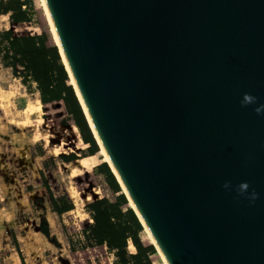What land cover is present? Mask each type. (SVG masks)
Segmentation results:
<instances>
[{
	"label": "water",
	"instance_id": "obj_1",
	"mask_svg": "<svg viewBox=\"0 0 264 264\" xmlns=\"http://www.w3.org/2000/svg\"><path fill=\"white\" fill-rule=\"evenodd\" d=\"M44 2L163 264H264V0Z\"/></svg>",
	"mask_w": 264,
	"mask_h": 264
},
{
	"label": "rangeland",
	"instance_id": "obj_2",
	"mask_svg": "<svg viewBox=\"0 0 264 264\" xmlns=\"http://www.w3.org/2000/svg\"><path fill=\"white\" fill-rule=\"evenodd\" d=\"M23 2L28 21L10 24L6 14H1L0 20H6V27L11 28L16 35L45 33L48 41L53 42L41 0ZM28 106L37 108V111L28 113ZM59 114L56 105L47 104L43 107L34 82L24 86L13 78L11 70L3 66L0 55V121L10 122L12 128H32L38 136L29 162L14 166L11 171L15 178L11 180L26 193L24 200L27 206H23L13 217L18 228L14 235L18 239L13 236L12 241L10 236L7 237L0 230V264H112L113 256L107 252L98 248L81 249L82 244L86 243L81 234L82 229L91 222L85 204L100 197L114 200L116 196L103 174L94 172L93 186L83 182L91 178L88 173L94 171L98 164L107 161L99 147L96 154L81 156V153L86 152L87 145L81 140L77 128L72 124L51 123V118ZM70 153L78 157L70 161L60 158L62 154ZM44 183L55 198L70 200L73 208L61 214L54 212ZM76 183H81V189L78 190ZM73 186L76 192L71 197L69 188ZM128 205L132 207L130 202ZM5 206V202L0 199V207ZM44 225L47 226L48 236L42 235L41 228ZM139 236L144 244L152 245L144 226ZM71 241L75 248L73 253L69 248ZM153 247L154 264H163L161 255ZM127 248L129 252H134L130 242Z\"/></svg>",
	"mask_w": 264,
	"mask_h": 264
},
{
	"label": "trees",
	"instance_id": "obj_3",
	"mask_svg": "<svg viewBox=\"0 0 264 264\" xmlns=\"http://www.w3.org/2000/svg\"><path fill=\"white\" fill-rule=\"evenodd\" d=\"M24 5L23 0H0V14H9L12 22L28 21ZM0 55L3 66L10 68L13 77L18 78L24 86L31 82L36 84L43 107L47 104L57 106L60 114L51 118L52 124H72L77 128L81 140L87 145L86 152L81 153V156L96 154L98 145L69 84L70 79L54 41H48L45 33L15 35L9 29L3 30L0 31ZM77 157L75 153L60 156L63 161ZM94 172L104 175L106 183L116 196L114 200L100 197L85 204L84 208L91 222L82 229L81 234L86 243L82 244L81 249L98 248L107 252L113 256L112 264H154L152 255L155 249L151 244L142 242L139 232L143 226L128 205L108 165L105 162L98 164L94 171L88 173L91 178L83 182L93 186ZM76 187L81 189V183H76ZM50 199L52 209L57 214L73 208L70 200H59L51 194ZM41 232L48 236L46 225L41 228ZM128 242L133 246L134 252H129ZM69 248L70 252L75 251L72 241Z\"/></svg>",
	"mask_w": 264,
	"mask_h": 264
},
{
	"label": "crops",
	"instance_id": "obj_4",
	"mask_svg": "<svg viewBox=\"0 0 264 264\" xmlns=\"http://www.w3.org/2000/svg\"><path fill=\"white\" fill-rule=\"evenodd\" d=\"M6 15H8V23L11 24L12 21L9 19V14L6 13ZM7 29L14 33L11 28L6 27V20H0V31ZM9 125L10 122L8 121H0V199L6 204L5 207H0V215H5L0 217V230L2 229L7 237L10 236L13 241V236L16 238L14 234H16L18 229L13 221V217L16 216L17 211L22 210V207L27 203L25 202L26 200H24L25 191L19 188L18 183L11 180V178L15 180L14 176L11 175V171L14 169V166L19 167V164L23 165L29 162L32 156V147L34 142L37 141L38 136L32 128H12ZM44 188L49 193V196L50 194L52 195L50 188L45 183ZM4 210L5 212L3 213ZM42 235L44 234L42 233Z\"/></svg>",
	"mask_w": 264,
	"mask_h": 264
},
{
	"label": "bare ground",
	"instance_id": "obj_5",
	"mask_svg": "<svg viewBox=\"0 0 264 264\" xmlns=\"http://www.w3.org/2000/svg\"><path fill=\"white\" fill-rule=\"evenodd\" d=\"M41 2H42V5H43V8H44L45 16H46L47 21H48L49 30H50V32H51V34H52L53 41H54L55 44L58 45V39H57V36H56V32H55V30H54V27H53V24H52V21H51L50 15H49L48 10H47L46 5H45V2H44V0H41ZM61 60H62L63 65L66 67V69H67V71H68L67 74H69V75H68V78L70 79L69 84H70V85H73L74 88H75L74 81H73L72 76H71V74H70V72H69V70H68V67H67V65H66V62H65L63 56H61ZM75 90H76V88H75ZM76 93H77V95H78V91H77V90H76ZM78 97H79V95H78ZM27 110H28L29 113H33V114H34V112L37 111V108H29V109H27ZM98 147L100 148L101 152L104 154V156H105V160H106L107 163L111 166L113 172L116 174V172L114 171V168L112 167V165H111V163H110V161H109V159H108V156H107V154H106L104 148L102 147V145H101L100 143H99V146H98ZM70 185H71V184H70ZM75 192H76V190H75L74 186L71 187V188H69V194H70L71 197L75 196V195H74ZM76 198H77V196H76L74 199H76ZM75 201H76V200H75ZM130 203H131V202H130ZM131 205H132V203H131ZM132 207H133V206H132ZM144 227H145V226H144ZM145 229H146V227H145ZM146 232H147V234H148V238H149V240L151 241L152 244H154V240L152 239V237H151V235H150V233L148 232L147 229H146ZM157 250H158V249H157ZM158 253L161 255V253L159 252V250H158ZM161 259H162L163 263H165V260H164V258L162 257V255H161Z\"/></svg>",
	"mask_w": 264,
	"mask_h": 264
}]
</instances>
